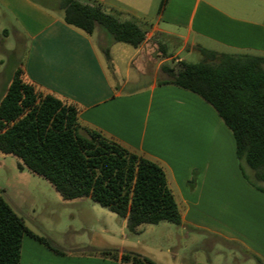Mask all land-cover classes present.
I'll return each mask as SVG.
<instances>
[{
    "label": "crops",
    "instance_id": "crops-1",
    "mask_svg": "<svg viewBox=\"0 0 264 264\" xmlns=\"http://www.w3.org/2000/svg\"><path fill=\"white\" fill-rule=\"evenodd\" d=\"M80 1L99 3L106 11L135 19L145 30L144 39L138 45L117 41L101 26L86 34L63 21L57 0H0L1 32L11 34L15 46L24 47L20 65L27 80L77 106L81 131L95 129L163 168L179 208L180 221L174 225L186 236L203 237L199 249L204 255L173 253V261L161 262L143 251L141 239H129L154 228L143 223L132 234L120 218L121 241L104 247L62 250L24 234L19 263L134 264L122 256L134 252L156 264H264V192L243 176L230 129L195 93L158 83L164 75L162 64L181 60L180 52L197 50L196 46L264 56V0ZM94 33L106 51L124 53V72L112 61L110 73ZM151 42L162 44L164 50L159 49L166 56L146 72L150 57L145 51ZM133 64L136 72L131 75L128 68ZM143 77L147 81L134 84ZM7 203L29 230L41 236L17 206Z\"/></svg>",
    "mask_w": 264,
    "mask_h": 264
},
{
    "label": "trees",
    "instance_id": "trees-1",
    "mask_svg": "<svg viewBox=\"0 0 264 264\" xmlns=\"http://www.w3.org/2000/svg\"><path fill=\"white\" fill-rule=\"evenodd\" d=\"M57 7L66 24L86 34L101 26L117 41L138 45L144 39L145 30L135 19L106 11L99 3L57 0ZM196 49L199 61L162 64L164 77L158 83L191 91L213 107L232 133L243 176L264 192V56ZM77 113L73 102L44 92L17 66L0 97V152L16 156L62 199L89 197L124 218L129 233H138L143 223L178 224L179 208L163 168L95 129L81 131ZM24 234L49 245L0 195V264H20ZM122 256L134 264H156L134 252Z\"/></svg>",
    "mask_w": 264,
    "mask_h": 264
},
{
    "label": "rangeland",
    "instance_id": "rangeland-1",
    "mask_svg": "<svg viewBox=\"0 0 264 264\" xmlns=\"http://www.w3.org/2000/svg\"><path fill=\"white\" fill-rule=\"evenodd\" d=\"M1 27L0 22V97L7 79L11 76L10 71L15 65L21 67L20 64L25 57L24 47L15 46L13 36L11 34L8 37L4 36ZM92 36L98 45L96 34ZM146 46L148 51L145 52L150 58L145 68L146 72H152L157 61L166 55L152 42ZM6 49L12 50L8 52ZM98 50L111 74L112 61L116 63L121 73L124 72L125 55L122 51L113 48L106 51L100 45ZM179 57L188 62H196L200 60L201 55L198 50L189 52L183 50ZM172 62H175L174 58L168 59L166 63ZM128 70L133 75L136 72V65H131ZM161 76L164 77L163 74ZM147 77L137 78L134 84H143ZM19 164L21 161L16 156L0 152V195L17 206L27 223L48 242L55 243L62 250H78L89 246L104 247L110 241L113 243L121 241L122 235L119 230L121 219L118 215L89 197L62 199L45 178L29 171L22 164L20 167ZM242 166L247 176L252 178V170L244 162ZM144 226L154 229L151 232L142 230L139 235L131 236L129 239H141L139 245L147 255L154 256L161 262L173 261V253L177 257L181 255L203 257L204 251L199 249L203 244V237L199 234L189 233L186 236L185 230L167 221L156 224L144 223ZM196 246L198 249L193 251Z\"/></svg>",
    "mask_w": 264,
    "mask_h": 264
}]
</instances>
